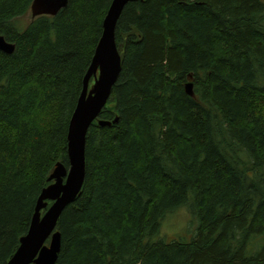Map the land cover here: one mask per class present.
<instances>
[{
    "label": "trees",
    "instance_id": "trees-1",
    "mask_svg": "<svg viewBox=\"0 0 264 264\" xmlns=\"http://www.w3.org/2000/svg\"><path fill=\"white\" fill-rule=\"evenodd\" d=\"M33 1L0 0V36L15 45L0 51V264L57 165L69 168L71 120L113 2L69 0L19 30ZM116 43L122 70L87 134L56 264H264V1L132 0ZM184 206L194 237H161Z\"/></svg>",
    "mask_w": 264,
    "mask_h": 264
},
{
    "label": "water",
    "instance_id": "water-1",
    "mask_svg": "<svg viewBox=\"0 0 264 264\" xmlns=\"http://www.w3.org/2000/svg\"><path fill=\"white\" fill-rule=\"evenodd\" d=\"M132 0H113L103 23V35L85 76L83 90L74 111L69 136V168L59 163L50 176L52 182L42 192L29 232L8 264H56L61 251L57 231L63 211L79 196L85 181L87 134L106 107L122 70V57L116 43V26L125 6ZM69 0H34L32 17L56 16ZM0 51L12 54L15 45L0 36ZM93 82L91 83V80ZM100 126L109 123L98 121ZM48 201L52 205L48 208ZM43 210H46L42 213ZM50 240L49 244L46 242Z\"/></svg>",
    "mask_w": 264,
    "mask_h": 264
},
{
    "label": "rangeland",
    "instance_id": "rangeland-1",
    "mask_svg": "<svg viewBox=\"0 0 264 264\" xmlns=\"http://www.w3.org/2000/svg\"><path fill=\"white\" fill-rule=\"evenodd\" d=\"M31 20H32V15L31 13H29L26 16L19 18L16 22V26L19 30H24L27 27V25L31 22ZM188 89L189 91H191L190 86L188 87ZM193 220L194 219L192 218L188 206H184L179 210H176L175 212L169 214L163 220L161 226V237L163 238L166 237L165 239L168 238L183 239V240L192 239L195 235L194 232H192L194 230V227L193 225H191V221Z\"/></svg>",
    "mask_w": 264,
    "mask_h": 264
}]
</instances>
